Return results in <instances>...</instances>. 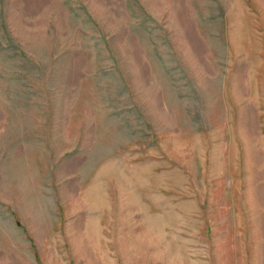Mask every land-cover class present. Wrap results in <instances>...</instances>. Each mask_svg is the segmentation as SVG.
Wrapping results in <instances>:
<instances>
[{"label": "rangeland", "instance_id": "374dc122", "mask_svg": "<svg viewBox=\"0 0 264 264\" xmlns=\"http://www.w3.org/2000/svg\"><path fill=\"white\" fill-rule=\"evenodd\" d=\"M0 264H264V0H0Z\"/></svg>", "mask_w": 264, "mask_h": 264}]
</instances>
